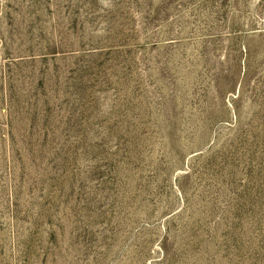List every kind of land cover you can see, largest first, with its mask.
<instances>
[{"label":"rangeland","instance_id":"374dc122","mask_svg":"<svg viewBox=\"0 0 264 264\" xmlns=\"http://www.w3.org/2000/svg\"><path fill=\"white\" fill-rule=\"evenodd\" d=\"M0 264H264V0H0Z\"/></svg>","mask_w":264,"mask_h":264}]
</instances>
